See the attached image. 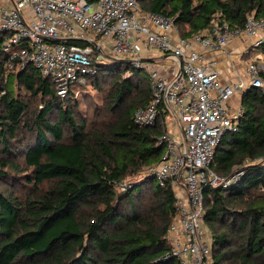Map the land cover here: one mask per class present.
I'll use <instances>...</instances> for the list:
<instances>
[{"label":"trees","instance_id":"1","mask_svg":"<svg viewBox=\"0 0 264 264\" xmlns=\"http://www.w3.org/2000/svg\"><path fill=\"white\" fill-rule=\"evenodd\" d=\"M138 5L172 19L182 38L215 20L242 29L248 16L264 17V0ZM5 36L0 32V264H179L166 238L175 214L172 189L148 173L123 184L162 154L156 140L166 112L152 127L133 117L151 99L146 68L119 61L96 66L87 85L102 92L104 105L87 118L77 100H62L53 80L32 65L21 70L15 60L6 72ZM241 106L237 130L220 139L210 167L224 178L237 168L242 173L227 187L204 191L214 264H264V92H244Z\"/></svg>","mask_w":264,"mask_h":264},{"label":"built area","instance_id":"2","mask_svg":"<svg viewBox=\"0 0 264 264\" xmlns=\"http://www.w3.org/2000/svg\"><path fill=\"white\" fill-rule=\"evenodd\" d=\"M0 2L5 71L15 60L21 70L32 65L53 80L62 100H75L95 67L112 59H127L144 69L142 60L149 51L171 60L166 74L146 68L151 99L133 117L136 124L152 127L160 111L166 112L165 130L156 140L162 154L147 173L174 193L175 214L166 236L171 255L179 264H214L204 191L229 186L242 171L224 178L210 165L220 139L237 130L243 113L241 103L232 105V98L251 87L264 92V58L248 62L244 77L220 83L216 61L206 52L228 57L226 47L236 39L249 40L250 49L264 48V17L248 16L242 29L215 20L211 28L182 38L172 19L142 11L138 0ZM97 37L108 41V50L95 43ZM64 40H85L90 46L67 45ZM259 190L264 193V185Z\"/></svg>","mask_w":264,"mask_h":264},{"label":"crops","instance_id":"3","mask_svg":"<svg viewBox=\"0 0 264 264\" xmlns=\"http://www.w3.org/2000/svg\"><path fill=\"white\" fill-rule=\"evenodd\" d=\"M95 43L104 51L108 50L110 47L108 41L100 37L95 38ZM246 49L247 51L244 52ZM226 53L229 55L228 57L220 53L206 52V57L209 60L216 61L215 70L219 74L220 83L235 81L239 76L244 77V69L247 63L253 59L260 60L263 57L261 49H250V41L244 39L232 41L226 47ZM244 56H247V58H244ZM143 60L146 68H155L162 74L168 73L171 64V60L162 58L155 51L147 52ZM241 62H245L246 64L242 66ZM241 97L242 95L234 96L231 101L232 105H235L236 102L241 103Z\"/></svg>","mask_w":264,"mask_h":264},{"label":"rangeland","instance_id":"4","mask_svg":"<svg viewBox=\"0 0 264 264\" xmlns=\"http://www.w3.org/2000/svg\"><path fill=\"white\" fill-rule=\"evenodd\" d=\"M1 5V2H0ZM244 58H247V56H244ZM264 58V57H263ZM253 59V58H251ZM246 61V60H244ZM246 63L245 62H241V65L244 66ZM77 100V104H78V113L83 116V117H93V109L95 107H100L102 108L104 105V99H103V94L102 92L97 91L96 89H94L92 86L87 85L84 88H80V94L78 95V97L75 99ZM168 124H170L169 118L167 119ZM240 170V168H237L234 171V174L238 173ZM147 170L144 169L143 171H141L138 174L132 175V176H128L123 184H128V183H132L135 181H139L142 180L145 175ZM7 188L9 189V186H7ZM25 187H16V191L17 192H24ZM121 189V188H120ZM121 191V190H119ZM208 227V226H207ZM208 229L211 231V229L208 227ZM212 235V233H211Z\"/></svg>","mask_w":264,"mask_h":264},{"label":"water","instance_id":"5","mask_svg":"<svg viewBox=\"0 0 264 264\" xmlns=\"http://www.w3.org/2000/svg\"><path fill=\"white\" fill-rule=\"evenodd\" d=\"M46 41H49V42H56V40L54 39H51V38H46L45 39ZM113 61H119V62H125V63H129L130 61L127 60V59H112ZM142 62H144V60H142ZM250 89H253L252 87ZM249 89V90H250Z\"/></svg>","mask_w":264,"mask_h":264}]
</instances>
